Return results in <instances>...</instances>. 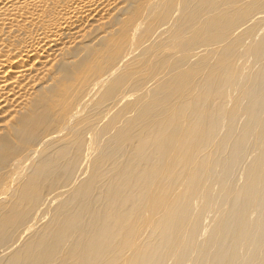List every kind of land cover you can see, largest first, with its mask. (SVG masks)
Returning a JSON list of instances; mask_svg holds the SVG:
<instances>
[{"label":"bare ground","instance_id":"bare-ground-1","mask_svg":"<svg viewBox=\"0 0 264 264\" xmlns=\"http://www.w3.org/2000/svg\"><path fill=\"white\" fill-rule=\"evenodd\" d=\"M0 264H264V0H0Z\"/></svg>","mask_w":264,"mask_h":264}]
</instances>
